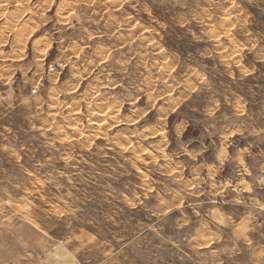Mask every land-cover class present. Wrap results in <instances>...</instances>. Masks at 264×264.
Returning <instances> with one entry per match:
<instances>
[{
	"label": "rangeland",
	"instance_id": "obj_1",
	"mask_svg": "<svg viewBox=\"0 0 264 264\" xmlns=\"http://www.w3.org/2000/svg\"><path fill=\"white\" fill-rule=\"evenodd\" d=\"M0 264H264V0H0Z\"/></svg>",
	"mask_w": 264,
	"mask_h": 264
},
{
	"label": "crops",
	"instance_id": "obj_2",
	"mask_svg": "<svg viewBox=\"0 0 264 264\" xmlns=\"http://www.w3.org/2000/svg\"><path fill=\"white\" fill-rule=\"evenodd\" d=\"M256 184V183H255ZM254 183L253 184H251V186H254L255 185ZM258 185V184H257ZM259 187H260V190H262L263 189V185H258Z\"/></svg>",
	"mask_w": 264,
	"mask_h": 264
}]
</instances>
